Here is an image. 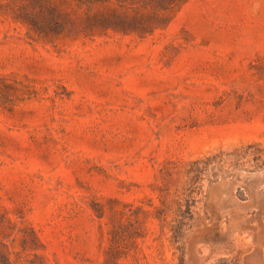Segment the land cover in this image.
I'll list each match as a JSON object with an SVG mask.
<instances>
[{
	"label": "rangeland",
	"instance_id": "obj_1",
	"mask_svg": "<svg viewBox=\"0 0 264 264\" xmlns=\"http://www.w3.org/2000/svg\"><path fill=\"white\" fill-rule=\"evenodd\" d=\"M0 264H264V0H0Z\"/></svg>",
	"mask_w": 264,
	"mask_h": 264
},
{
	"label": "trees",
	"instance_id": "obj_2",
	"mask_svg": "<svg viewBox=\"0 0 264 264\" xmlns=\"http://www.w3.org/2000/svg\"><path fill=\"white\" fill-rule=\"evenodd\" d=\"M156 1L158 2V4L164 6L165 4L167 5V3L172 2L173 0H156ZM55 7L56 6H54V8ZM54 8H53V10H55Z\"/></svg>",
	"mask_w": 264,
	"mask_h": 264
}]
</instances>
